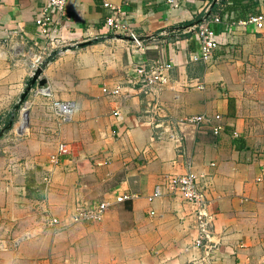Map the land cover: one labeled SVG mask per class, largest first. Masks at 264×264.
<instances>
[{
    "label": "crops",
    "instance_id": "crops-1",
    "mask_svg": "<svg viewBox=\"0 0 264 264\" xmlns=\"http://www.w3.org/2000/svg\"><path fill=\"white\" fill-rule=\"evenodd\" d=\"M221 1L107 0L147 41L142 52L112 38L106 19L115 13L100 0H70L51 40L36 24L44 0H0V127L11 123L31 82L30 53L49 60L53 43L78 47L53 54L42 75L56 100L75 104L71 120L59 123L39 96L27 111V133L0 145L10 153L0 163V237L31 232L0 253V264H264V192L256 182L264 175V25L212 13ZM252 2L253 17L264 15V0L244 4ZM210 14L222 20L213 26L220 47L211 63H193L201 46L193 29ZM158 60L174 66L161 97L165 115H219L225 127L219 135L212 125L187 127L184 157L173 141L152 142L148 100L135 82L138 65ZM118 109L123 122L113 115ZM61 145L66 153L54 163ZM189 164L215 215L217 248L208 260L195 245L193 204L167 191L150 201L157 185L187 174ZM123 194L137 198L118 203ZM100 202L111 203L101 223H73L77 205ZM53 217L66 226L60 233L46 225Z\"/></svg>",
    "mask_w": 264,
    "mask_h": 264
},
{
    "label": "built area",
    "instance_id": "built-area-1",
    "mask_svg": "<svg viewBox=\"0 0 264 264\" xmlns=\"http://www.w3.org/2000/svg\"><path fill=\"white\" fill-rule=\"evenodd\" d=\"M45 6L40 12V16L36 21L39 32L42 36L51 40L52 30L56 27L59 20L57 17L61 18L67 14L68 4L70 0H44ZM104 7L110 8L115 15L108 17L106 19V24L110 29L111 36L117 39L118 36L129 38V44L133 51L144 52L147 49V41L141 39L136 35L131 26L128 25L126 19L127 14L122 7H112L107 0H100ZM172 1V0H170ZM173 3V2H172ZM210 12L208 9L207 13ZM221 17L216 15L206 17L203 22L195 26L193 29L196 31L198 38L200 40V49L191 55V61L193 63H205L209 64L212 62L215 52L219 49L220 44L218 41V34L214 29L215 24H221ZM249 24H255L258 28H262L264 25V15H258L256 17L250 18ZM244 23V24H248ZM233 24V23H232ZM166 33L160 34V36H166ZM148 40L149 43H156L158 38L151 37ZM118 40V39H117ZM53 49H56V53L51 52L49 58L53 59L55 55L60 56L65 53L77 49L76 45L65 46L62 44H51ZM55 54V55H53ZM48 54L45 52L30 53V77L31 79L35 76L39 69L45 70L51 60L47 59ZM174 66L166 61L158 60L151 64L142 63L137 67L136 84L140 92L148 100V110L147 117L150 119L149 124L151 125V130L153 132L152 142L170 140L175 144V150L178 157L185 156V130L187 127H194L197 129L203 128L204 126L212 125L213 131L216 135L222 133L225 129L224 125L221 123L222 117L217 115L216 117H210L208 115H196L186 118L171 119L165 114L164 106L161 100L162 94L171 84ZM201 89H205V86H201ZM31 96V98H30ZM43 96L49 103L48 106L50 111L54 114L56 120L59 123L69 122L73 115V110L75 104L73 102L59 101L54 98V94L50 87H37L32 89L29 97L23 103L25 110L31 109L34 104V99ZM28 111V112H29ZM30 113V112H29ZM113 115L119 122H123V116L121 111L116 110ZM21 119V116L19 120ZM215 123V125H214ZM28 130V129H27ZM26 131L19 130V123L15 128V131L19 136H24ZM66 153L64 145L60 146L57 155L52 157V162L58 163L60 156ZM189 172L181 176H170L167 178L164 184H159L154 190V194L151 196L150 201L153 202L157 199L163 198L167 193L171 195H176L181 197L188 203L193 204L195 207V217L197 220V230L198 237L196 239V247L204 252V260H208L215 249L217 248V243L215 242L214 228H215V215L209 210L210 203L206 190L200 185L197 177L192 172V166H188ZM256 182L263 186L264 192V175L259 176ZM51 178H45V186L47 191L51 188ZM167 191V193H166ZM136 195L123 194L117 197L118 203H123L126 201L136 199ZM111 207L109 202H100L94 206H83L77 205L72 214V221L74 224L92 222L101 223ZM47 227L54 229L55 233H60L64 230L60 219L57 217L51 218L47 222ZM29 235L21 238L24 240ZM14 244L13 242L4 237H0V253L9 252L12 250Z\"/></svg>",
    "mask_w": 264,
    "mask_h": 264
},
{
    "label": "trees",
    "instance_id": "trees-1",
    "mask_svg": "<svg viewBox=\"0 0 264 264\" xmlns=\"http://www.w3.org/2000/svg\"><path fill=\"white\" fill-rule=\"evenodd\" d=\"M246 1L247 0H222L220 3L212 7L211 12L212 13L219 12L221 15H223V13H228V14L235 13L237 14L235 18L236 21H240V20L247 21V20H250V18L256 14V11H255L256 3L252 2V4L245 5L244 2ZM246 6L247 8H245ZM201 22H202V19H199L198 23L200 24ZM9 125L10 124H7V127ZM2 138L3 137L0 136V140Z\"/></svg>",
    "mask_w": 264,
    "mask_h": 264
},
{
    "label": "rangeland",
    "instance_id": "rangeland-1",
    "mask_svg": "<svg viewBox=\"0 0 264 264\" xmlns=\"http://www.w3.org/2000/svg\"><path fill=\"white\" fill-rule=\"evenodd\" d=\"M19 103V102H18ZM18 103L16 104V106H15V108H14V112H13V114L15 115L16 113V119H14V123H13V126L5 133V135L3 136V138L0 140V145L3 143V142H5V144H14V143H19L18 141H20V139H21V136H19L18 135V133L15 131V128L17 127V124L20 122V120H19V118H20V116H21V112H22V110H23V108L25 107V105L24 104H22L20 107H19V109H16L17 108V105H18ZM32 110V107H31V109H30V111ZM29 111V112H30ZM12 118H13V116H12ZM8 123H9V121H8ZM6 127H0V135H1V132L3 131L2 129H5ZM24 129V128H23ZM28 129H29V127H28ZM9 132H11V135L10 136H8V137H6L7 136V134L9 133ZM10 153L9 152H5V151H3L2 149H1V147H0V163L1 162H3L8 156L7 155H9ZM13 155H12V153H11V157H12ZM0 170H6V168L4 169L3 167H1L0 168ZM20 231V232H19ZM18 233H17V235H16V238L15 239H11V238H9L8 237V239H10L11 241H17V240H19V239H21V238H24L25 236H27L29 233H31V232H26V231H21V230H18L17 231ZM1 237H3V236H1ZM4 238H6V237H4Z\"/></svg>",
    "mask_w": 264,
    "mask_h": 264
},
{
    "label": "water",
    "instance_id": "water-1",
    "mask_svg": "<svg viewBox=\"0 0 264 264\" xmlns=\"http://www.w3.org/2000/svg\"><path fill=\"white\" fill-rule=\"evenodd\" d=\"M118 40H124V41H129V38H126V37H122V36H118L117 37ZM43 69H39L35 76L31 79V82L30 84L27 86L21 100L19 101L18 105H17V108L16 109H19V107L26 101V99L29 97L32 89H34L37 85L39 87H45L46 86V81L42 78V75H43ZM14 119H16V114L13 115V118H12V121L10 123V125L8 127H6L2 132H1V137H3L5 135V133L13 126V123H14Z\"/></svg>",
    "mask_w": 264,
    "mask_h": 264
},
{
    "label": "bare ground",
    "instance_id": "bare-ground-1",
    "mask_svg": "<svg viewBox=\"0 0 264 264\" xmlns=\"http://www.w3.org/2000/svg\"><path fill=\"white\" fill-rule=\"evenodd\" d=\"M27 110H25L22 115H21V119L19 122V130L22 131L23 128H25L27 126Z\"/></svg>",
    "mask_w": 264,
    "mask_h": 264
}]
</instances>
